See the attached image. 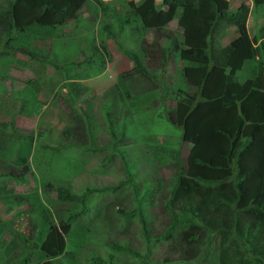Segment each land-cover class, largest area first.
Wrapping results in <instances>:
<instances>
[{"label": "rangeland", "instance_id": "rangeland-1", "mask_svg": "<svg viewBox=\"0 0 264 264\" xmlns=\"http://www.w3.org/2000/svg\"><path fill=\"white\" fill-rule=\"evenodd\" d=\"M7 1L0 0V4L5 6ZM101 1L104 9L88 0L79 19L55 29L48 61L8 53L5 41L0 40V130L10 135V123L24 133L39 127L47 130L45 139L34 144L31 170L20 177L6 161L25 145L6 137L7 151L0 161V172L12 177L2 178L14 192L37 193L55 220L58 216L72 220L71 232L66 236L68 253L57 258L55 264H95V259L106 261L109 257L111 264H140L137 259L144 255L145 264H210L204 252L206 237L201 240L197 257L183 262L171 248L173 242L161 241L148 248L138 220L118 213L135 208L134 195L140 196L152 233L163 231L169 217L164 199L172 190L177 165L180 161L184 164L190 148L181 142L182 132L170 121L169 111L176 104L177 91L190 89L185 88L181 73L184 64L179 56L170 57L165 65L159 63V55L153 50L156 43H167L163 35L158 40L156 33L143 30L129 14L130 25L120 29L119 17L128 12V3L138 5L143 0ZM155 1L160 4L161 0ZM214 1L218 10L228 11L236 10L243 2L251 4L245 27L247 38L257 35L264 26V7L254 8L251 0ZM158 9L160 24L178 34L176 19ZM108 17L114 35L111 39L103 29ZM225 28L221 45L225 36L229 41L238 37L235 28ZM101 44H105L106 51L95 52L93 47L99 49ZM142 45H153V52L143 51ZM125 51L135 53L156 84L159 82V88L153 87V95L143 96L149 83L137 74L126 80L130 98L119 100L113 88L116 76L134 65ZM243 71L237 73L240 81ZM39 102L44 104L38 110ZM23 103L26 111L20 110ZM70 113L81 118L71 119ZM108 122L113 124L111 129ZM69 123H73V143L66 145L61 134ZM177 154L179 162L175 160ZM58 191L82 196L86 202L83 205L81 201L63 200ZM48 226L43 215L34 214L29 204L19 206L0 200V264H22L26 259L30 264H39L43 259L39 245ZM113 242L139 256L114 251L110 247Z\"/></svg>", "mask_w": 264, "mask_h": 264}, {"label": "trees", "instance_id": "trees-1", "mask_svg": "<svg viewBox=\"0 0 264 264\" xmlns=\"http://www.w3.org/2000/svg\"><path fill=\"white\" fill-rule=\"evenodd\" d=\"M87 1L8 0L5 6L0 4V40L5 41L8 53L19 52L33 60L48 61L55 29L79 19V12ZM92 1L105 8L101 0ZM251 1L254 8L264 7V0ZM159 7L176 19L178 34L160 24ZM128 14L129 18L138 20L143 30L156 33L158 40L160 35L166 39V44L156 43L157 48L153 50L158 53L160 64L165 65L175 56L184 64L181 73L185 88L190 92L177 91L178 99L169 117L182 132L181 142L189 144L190 148L184 164L179 154L175 159L180 163L172 190L164 199L169 217L163 231L152 233L151 220L147 219L140 196L134 195L135 208L118 213L138 220L148 248L161 241L173 242L171 248L181 255L183 262L197 257L201 240L206 237L204 252L210 264H264V26L257 35L246 37L245 27L251 14L248 2L228 11L218 10L214 0H161L160 4L143 0L138 5L130 1L128 12L119 17L120 29L130 25ZM103 24L106 37L113 38L111 18ZM225 27L235 28L238 37L221 46L219 40L221 42L223 36L221 32H226ZM152 46L142 45L141 48L153 52ZM93 49L105 52L106 46L101 44L99 49ZM126 55L134 65L116 76L118 81L113 88L119 100L130 98L126 80L137 74L149 83L143 96L153 95V87L159 88V82L156 84L135 53ZM242 70L245 75L242 74L240 81L237 73ZM42 104L39 102L38 110ZM24 106L21 104L20 110L26 111ZM68 116L76 119L79 115L70 113ZM69 125L61 134L66 145L73 143L70 128L73 123ZM112 125L108 122L109 129ZM10 126V135L0 130V161L6 155L7 136L23 142L22 150L13 151L14 157L6 161L20 177L31 170L34 144L45 139L47 130L39 127L35 132L24 133L13 123ZM126 174L127 180L129 173L126 171ZM3 176L12 177L10 173L0 172V200L19 206L29 204L32 212L43 215L48 223L39 245L43 257L39 264H55L57 258L68 253L66 236L71 232L72 220L61 216L55 220L37 193L14 192L5 184ZM58 197L81 201L83 205L86 202L82 196L61 191ZM110 247L134 258L139 256L129 247L114 242ZM146 256L137 259L138 262L145 264ZM111 260V257L106 261L95 259L94 263L111 264ZM22 264L30 263L26 259Z\"/></svg>", "mask_w": 264, "mask_h": 264}, {"label": "crops", "instance_id": "crops-1", "mask_svg": "<svg viewBox=\"0 0 264 264\" xmlns=\"http://www.w3.org/2000/svg\"><path fill=\"white\" fill-rule=\"evenodd\" d=\"M249 21V20H248ZM254 35H256V34H253V36ZM233 40H231V41H229V37L227 36H225V38H224V41H223V43H222V45L221 46H226V45H228L230 42H232Z\"/></svg>", "mask_w": 264, "mask_h": 264}, {"label": "clouds", "instance_id": "clouds-1", "mask_svg": "<svg viewBox=\"0 0 264 264\" xmlns=\"http://www.w3.org/2000/svg\"><path fill=\"white\" fill-rule=\"evenodd\" d=\"M81 11V10H80ZM79 14H80V12H79Z\"/></svg>", "mask_w": 264, "mask_h": 264}]
</instances>
